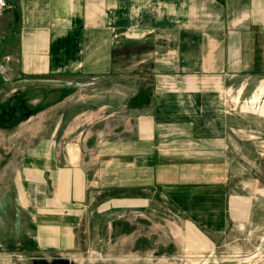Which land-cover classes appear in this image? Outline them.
Instances as JSON below:
<instances>
[{
	"label": "crops",
	"instance_id": "crops-1",
	"mask_svg": "<svg viewBox=\"0 0 264 264\" xmlns=\"http://www.w3.org/2000/svg\"><path fill=\"white\" fill-rule=\"evenodd\" d=\"M6 3L0 96L25 105L43 84L66 87L64 109L50 111L47 127L33 126L53 134L16 161L0 157V246L50 259L104 237L148 252L156 243L146 214L156 201L208 251L247 225L252 197L231 180L234 162L248 161L234 137L245 125L226 95L264 76V0ZM163 80L178 90H161ZM185 82L210 85L186 90ZM58 116L71 140L54 137ZM121 218L129 233L116 235Z\"/></svg>",
	"mask_w": 264,
	"mask_h": 264
},
{
	"label": "rangeland",
	"instance_id": "rangeland-1",
	"mask_svg": "<svg viewBox=\"0 0 264 264\" xmlns=\"http://www.w3.org/2000/svg\"><path fill=\"white\" fill-rule=\"evenodd\" d=\"M55 85L43 84L38 91L39 98L25 99V106L33 110V115L24 122L20 121L21 119L16 120L15 123L10 122V115L21 103V99L17 96L3 99L4 96H0L1 158L9 162L16 161L19 155H26L27 150L31 148L28 147L32 145L31 141L49 138L53 134L51 131H46L47 128L39 131L34 130L33 126L35 125L36 129L47 127L50 111L64 109L66 86L62 83ZM209 85L210 83L185 82V89L197 90L207 88ZM54 87L57 91L50 93L49 90ZM158 87L168 92L178 90V84L171 80L166 82L163 80ZM215 87H219V83L215 84ZM244 89L243 95H238L236 91H228L226 95L228 111L230 113L233 111V114L238 113L240 118L236 123L245 125L240 132L234 134V137L246 144L247 150L244 153L248 157V161L238 158L234 162L231 180L241 181V184L237 185L236 192L252 197L253 212L247 225L233 228L227 238L228 243L208 251L203 244L201 245L202 241L198 242V245L191 240L193 237L189 239L190 236L183 235V229L175 226L176 222L172 219L174 214L170 208L156 201L153 210H149L146 214L151 222L147 232L153 235V241L156 243L151 251H146L147 253L144 252L143 243L136 244L135 252L134 249L130 250L128 239L121 238L117 242H112L100 237L98 239L101 241L92 244L86 251H74L50 259L34 255L32 251L21 250V246L1 245L0 264H264V163L262 161L264 159V76L246 81ZM74 93L76 99V95L80 94L79 88H74ZM54 94L58 100L50 104L55 97ZM58 123L61 124L62 129L56 132L54 137L60 142L71 140L72 133L63 136L65 124L63 116H58ZM236 153L240 155V151ZM257 177L260 179L258 180ZM136 215L139 217V214ZM112 228L114 234L129 233L128 222L122 218L118 223H112ZM172 240L174 244H168V241ZM162 243L167 247L164 248Z\"/></svg>",
	"mask_w": 264,
	"mask_h": 264
},
{
	"label": "flooded vegetation",
	"instance_id": "flooded-vegetation-1",
	"mask_svg": "<svg viewBox=\"0 0 264 264\" xmlns=\"http://www.w3.org/2000/svg\"><path fill=\"white\" fill-rule=\"evenodd\" d=\"M31 109L27 108L23 102L19 103L14 109L13 112L10 115V122L15 123L16 120L21 119L24 116L25 113H30Z\"/></svg>",
	"mask_w": 264,
	"mask_h": 264
},
{
	"label": "built area",
	"instance_id": "built-area-1",
	"mask_svg": "<svg viewBox=\"0 0 264 264\" xmlns=\"http://www.w3.org/2000/svg\"><path fill=\"white\" fill-rule=\"evenodd\" d=\"M6 6H7L6 0H0V11L6 8Z\"/></svg>",
	"mask_w": 264,
	"mask_h": 264
},
{
	"label": "water",
	"instance_id": "water-1",
	"mask_svg": "<svg viewBox=\"0 0 264 264\" xmlns=\"http://www.w3.org/2000/svg\"><path fill=\"white\" fill-rule=\"evenodd\" d=\"M27 115H28V113H25V114H24V116H27Z\"/></svg>",
	"mask_w": 264,
	"mask_h": 264
}]
</instances>
